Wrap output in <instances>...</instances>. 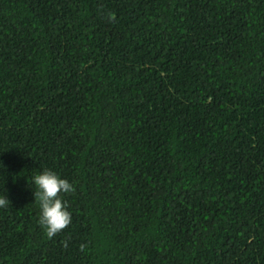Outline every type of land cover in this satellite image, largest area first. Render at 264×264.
Returning a JSON list of instances; mask_svg holds the SVG:
<instances>
[{"label":"trees","instance_id":"16d2710c","mask_svg":"<svg viewBox=\"0 0 264 264\" xmlns=\"http://www.w3.org/2000/svg\"><path fill=\"white\" fill-rule=\"evenodd\" d=\"M0 197V264H264V0H0Z\"/></svg>","mask_w":264,"mask_h":264},{"label":"clouds","instance_id":"9594fccd","mask_svg":"<svg viewBox=\"0 0 264 264\" xmlns=\"http://www.w3.org/2000/svg\"><path fill=\"white\" fill-rule=\"evenodd\" d=\"M36 190L34 200L38 202L40 216L38 223L51 239L63 231L71 223V214L66 210L65 203L60 199L61 193H72L75 188L67 180L61 179L54 172L45 170L33 178ZM11 202L7 197H0V208H8ZM67 248L68 242L62 241ZM84 246L81 245V250Z\"/></svg>","mask_w":264,"mask_h":264}]
</instances>
